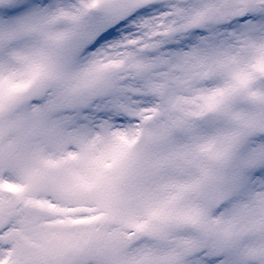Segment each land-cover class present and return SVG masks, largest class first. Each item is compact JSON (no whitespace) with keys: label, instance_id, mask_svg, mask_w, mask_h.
Listing matches in <instances>:
<instances>
[{"label":"snow or ice","instance_id":"snow-or-ice-1","mask_svg":"<svg viewBox=\"0 0 264 264\" xmlns=\"http://www.w3.org/2000/svg\"><path fill=\"white\" fill-rule=\"evenodd\" d=\"M0 264H264V0H0Z\"/></svg>","mask_w":264,"mask_h":264}]
</instances>
